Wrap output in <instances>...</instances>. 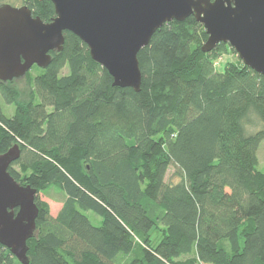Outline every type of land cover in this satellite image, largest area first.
<instances>
[{
	"label": "trees",
	"instance_id": "1",
	"mask_svg": "<svg viewBox=\"0 0 264 264\" xmlns=\"http://www.w3.org/2000/svg\"><path fill=\"white\" fill-rule=\"evenodd\" d=\"M23 2L45 23L56 17L51 0ZM207 39L193 16L165 24L138 55L140 92L113 86L69 32L24 77L28 103L0 81L15 107L11 117L0 107V154L22 152L10 174L66 197L57 217L36 197L29 264H264V129L247 131L251 115L264 124V77L240 59L217 70L229 46L205 54ZM0 264L21 263L0 244Z\"/></svg>",
	"mask_w": 264,
	"mask_h": 264
},
{
	"label": "water",
	"instance_id": "2",
	"mask_svg": "<svg viewBox=\"0 0 264 264\" xmlns=\"http://www.w3.org/2000/svg\"><path fill=\"white\" fill-rule=\"evenodd\" d=\"M56 17L45 23L28 6H0V81L20 80L34 67L46 69L61 53L65 33L77 36L92 60L113 78V86L140 92V51L165 24L190 17L203 25L207 54L226 44L242 63L264 77V0H51ZM20 144L0 154V244L29 264L35 237L38 192L10 174Z\"/></svg>",
	"mask_w": 264,
	"mask_h": 264
},
{
	"label": "rangeland",
	"instance_id": "3",
	"mask_svg": "<svg viewBox=\"0 0 264 264\" xmlns=\"http://www.w3.org/2000/svg\"><path fill=\"white\" fill-rule=\"evenodd\" d=\"M2 4H10L14 7H21L24 6V2L23 0H0V6ZM229 52L226 53L221 60H218L215 62V66L217 68V70L222 71L223 67L229 63L232 62H237L238 61V56L236 54V52L229 46ZM232 50L235 53H232ZM38 69L37 68H33L31 70V73H38ZM63 74H68V69L66 68L63 71ZM14 88L17 90L18 92V103L19 104H26L30 101V85L28 83V80L26 78L24 79H20L17 80ZM1 99V97H0ZM0 107L3 110L4 114L6 116L11 117L14 113H15V107L12 105H7L2 99L0 102ZM250 119V123L247 126V131L249 133H255L258 130H262L264 129V124L262 122H260V120L255 116V115H251ZM258 159H259V168L261 170H264V143H262L259 147L258 150ZM15 170L20 171L21 168L18 165H14L13 167ZM174 172V169H170L168 175H167V181L171 178L172 174ZM40 201L47 204V206L50 209V214L53 217H57L63 207V202L65 200V195H63L62 193H60L58 190L54 189V188H47L44 191H42L41 193L38 194ZM89 219L91 220V222L95 225V226H100L101 225V219L96 216L94 213H88L87 214Z\"/></svg>",
	"mask_w": 264,
	"mask_h": 264
}]
</instances>
